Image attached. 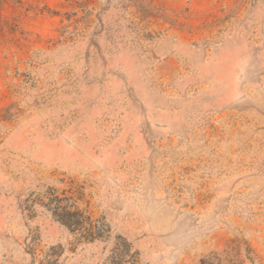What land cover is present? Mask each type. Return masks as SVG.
I'll return each mask as SVG.
<instances>
[{
	"label": "rangeland",
	"instance_id": "rangeland-1",
	"mask_svg": "<svg viewBox=\"0 0 264 264\" xmlns=\"http://www.w3.org/2000/svg\"><path fill=\"white\" fill-rule=\"evenodd\" d=\"M0 264H264V0H0Z\"/></svg>",
	"mask_w": 264,
	"mask_h": 264
},
{
	"label": "trees",
	"instance_id": "trees-1",
	"mask_svg": "<svg viewBox=\"0 0 264 264\" xmlns=\"http://www.w3.org/2000/svg\"><path fill=\"white\" fill-rule=\"evenodd\" d=\"M50 204H56L55 217L72 233H80L85 240L95 239V227L90 218L84 216L80 211L72 212L67 205H62V201L59 198L51 200ZM50 204L49 206H51Z\"/></svg>",
	"mask_w": 264,
	"mask_h": 264
}]
</instances>
